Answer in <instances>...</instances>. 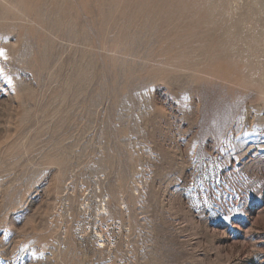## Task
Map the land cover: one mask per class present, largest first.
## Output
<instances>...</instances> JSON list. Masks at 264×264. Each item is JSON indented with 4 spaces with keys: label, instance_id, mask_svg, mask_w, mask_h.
<instances>
[{
    "label": "rangeland",
    "instance_id": "rangeland-1",
    "mask_svg": "<svg viewBox=\"0 0 264 264\" xmlns=\"http://www.w3.org/2000/svg\"><path fill=\"white\" fill-rule=\"evenodd\" d=\"M0 264H264V0H0Z\"/></svg>",
    "mask_w": 264,
    "mask_h": 264
}]
</instances>
